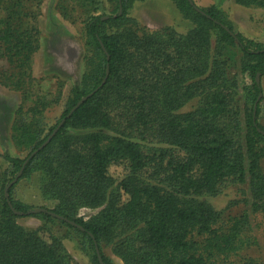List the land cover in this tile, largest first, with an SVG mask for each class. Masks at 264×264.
<instances>
[{
    "label": "trees",
    "instance_id": "16d2710c",
    "mask_svg": "<svg viewBox=\"0 0 264 264\" xmlns=\"http://www.w3.org/2000/svg\"><path fill=\"white\" fill-rule=\"evenodd\" d=\"M31 1L0 0V48L19 63L38 49V29L23 26ZM114 1L115 15L106 17L94 13L99 0L56 2L63 17H80L94 60L55 125L40 140L32 132L24 142L26 156L0 155L7 163L0 171V264H79L60 237L42 238L16 221L25 215L80 233L94 264H100L96 247L104 264H114L108 245L123 264H237L230 257L245 243L249 213L264 216V42L243 35L214 4L171 0L193 26L185 33L169 26L139 32L122 24L131 21L126 14L136 0ZM232 1L264 8V0ZM229 47L240 55L232 75L222 57ZM245 100L248 110L240 106ZM154 142L171 147L145 151L143 144ZM21 168L17 179L39 171L41 194L57 201L54 208L32 212L11 197L14 184L4 193ZM227 181L245 185L249 212L224 219L207 197ZM81 208L99 211L84 218Z\"/></svg>",
    "mask_w": 264,
    "mask_h": 264
},
{
    "label": "rangeland",
    "instance_id": "374dc122",
    "mask_svg": "<svg viewBox=\"0 0 264 264\" xmlns=\"http://www.w3.org/2000/svg\"><path fill=\"white\" fill-rule=\"evenodd\" d=\"M34 1L26 3L28 15L24 18L23 26L28 27L32 32L33 29H38L36 42L38 49L26 62L19 63L9 60L0 48V155L8 153L21 158L26 156L30 147L24 142H28L32 132H36V140H40L55 125L61 117L72 86L80 81L84 71L91 70L94 60L91 41L85 35L83 22L77 12H74L77 15H73L72 21L62 16L56 7L57 0H40L37 5ZM194 2L199 6L214 4L226 13L235 28L243 35L251 33L259 39L258 41L264 42V8L241 6L232 0H194ZM98 6L94 13L103 16L115 15L114 0H99ZM158 8L166 15H163L162 10V12L156 10ZM29 12L34 13L33 18H30ZM161 15L171 21L168 26L176 32L185 33L193 26L190 20L181 16L170 0H136L126 14L131 21L124 19L122 24L139 32L159 30L167 26L163 17L160 18ZM132 19L135 21L133 22ZM222 57L226 60L228 74L232 75L237 68L235 62L240 57L239 51L235 47L225 48ZM245 81L248 82L249 79L245 77ZM261 85L264 94V77L261 79ZM241 96L242 92L238 97ZM240 106L248 110L249 101L245 100ZM189 107L187 105L184 110ZM259 122L264 126V106ZM239 123L242 125L241 119ZM143 145L145 151L151 154L155 148L171 147L158 142ZM174 153L183 154L176 149ZM261 164L264 171V159L261 160ZM6 166L7 163L0 156V171ZM151 169L152 166L148 168L149 171ZM1 182L2 177H0V185ZM13 184L11 197L15 201L31 208H54L57 205L55 199L45 198L41 194L39 171L34 170L17 179ZM246 198L247 188L237 181L221 184L216 195L207 197L224 219L249 212ZM98 211L99 208H81L78 215L89 218ZM16 221L22 226L35 229L42 238L46 239L51 234L60 237L68 252L79 264H94L92 250L85 237L62 222L58 220L46 222L38 215L19 216ZM243 238L245 240L243 247L230 259L237 264H243L252 258L257 263L264 264L262 213H249ZM111 247V245L104 247L105 254L114 264H123L122 260L112 252Z\"/></svg>",
    "mask_w": 264,
    "mask_h": 264
},
{
    "label": "water",
    "instance_id": "95a60500",
    "mask_svg": "<svg viewBox=\"0 0 264 264\" xmlns=\"http://www.w3.org/2000/svg\"><path fill=\"white\" fill-rule=\"evenodd\" d=\"M198 9V8H197ZM121 11V8H120V10H119V12ZM103 17H106V16H103ZM106 73H108V69L106 70ZM256 79H257V81L259 80V76L257 75V77H256ZM105 81V78L103 79V81H102V83ZM97 89V88H96ZM96 89H94L92 92H90V93H88V94H86L85 96H83L72 108H71V110L69 111V113L67 114V116L68 115H70L71 113H72V111L78 106V105H80L89 95H91ZM63 121H64V119H62V120H60V122L57 124V126L53 129V131L51 132V134H49V136L36 148V149H34L31 153H30V155H29V157H31L38 149H40V148H42L50 139H51V137H52V135L57 131V129L62 125V123H63ZM27 161V159L25 160V162ZM25 162H24V164H25ZM23 164V165H24ZM23 168V167H22ZM22 168L19 170V172L16 174V176L7 184V186L5 187V190H4V193L6 194V192H7V189H8V187L9 186H11V184H13L16 180H17V178L20 176V174H21V172H22ZM32 212H37V211H45V208H43V207H35L34 209H32L31 210ZM55 216H57L58 218H60V219H65L66 221H68V222H70L71 224H73L74 226H76V227H78V228H80L81 230H84L83 229V227L81 226V225H79V224H76L74 221H71V220H68V219H66V218H64V217H62V216H60V215H56V214H54ZM96 253H97V256H98V260H99V262H100V264H104L103 263V261H102V259H101V256H100V254H99V251H98V248L96 247Z\"/></svg>",
    "mask_w": 264,
    "mask_h": 264
},
{
    "label": "crops",
    "instance_id": "0c3cea01",
    "mask_svg": "<svg viewBox=\"0 0 264 264\" xmlns=\"http://www.w3.org/2000/svg\"><path fill=\"white\" fill-rule=\"evenodd\" d=\"M171 1V0H170ZM173 4H174V2L173 1H171ZM174 6H175V8L178 10V8L176 7V5L174 4ZM156 10H159V11H161L162 9H160V8H158V9H156ZM163 11V10H162ZM161 11V12H162ZM178 12L180 13V11L178 10ZM163 13H164V11H163ZM181 14V13H180ZM163 15H166L165 13L163 14ZM163 15H161L160 16V18H162V19H164V21H165V24L168 26V24H171V21H168L167 19H166V16H163ZM181 16H182V14H181ZM168 18H170V16H167ZM183 17V16H182ZM245 36L246 37H248V38H250V39H253V40H255V41H258L259 39L256 37V36H253L251 33L250 34H245Z\"/></svg>",
    "mask_w": 264,
    "mask_h": 264
}]
</instances>
